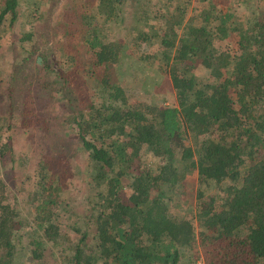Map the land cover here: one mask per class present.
<instances>
[{
	"label": "trees",
	"instance_id": "1",
	"mask_svg": "<svg viewBox=\"0 0 264 264\" xmlns=\"http://www.w3.org/2000/svg\"><path fill=\"white\" fill-rule=\"evenodd\" d=\"M126 1L84 0L76 12L67 7L54 29L64 41L49 50L32 43L33 32L19 39L48 73L56 65L52 74L68 110L62 126L75 133L86 155L87 192L83 216L63 223L62 194L74 177L71 151L35 112L28 93L20 115L33 117L46 147L23 213L14 179L0 178V264H15L24 240L29 264H46L47 249L61 264H193L199 254L205 264H264V18L239 24L234 0H200L204 6L187 17L177 2L159 17L155 33L137 35L138 41H160V70L176 106L132 107L113 68L121 45L105 33ZM18 14L19 0H2L0 32L12 29ZM229 39L233 48H222ZM200 68L211 83L198 81ZM91 78L99 105L87 96ZM190 137L204 139L191 147ZM145 151L158 161L155 171L141 162ZM10 153L5 143L0 159ZM192 171L200 184L223 192L219 210L210 196L195 213L177 211L167 193L188 189ZM69 230L79 237L73 246Z\"/></svg>",
	"mask_w": 264,
	"mask_h": 264
},
{
	"label": "rangeland",
	"instance_id": "2",
	"mask_svg": "<svg viewBox=\"0 0 264 264\" xmlns=\"http://www.w3.org/2000/svg\"><path fill=\"white\" fill-rule=\"evenodd\" d=\"M84 0H19L18 19L12 29L0 32V148L8 143L11 153L5 159H0V178L6 180L13 178V189L17 202V209L23 213V205L28 194L33 190L37 163L45 151V140L34 124L33 117L29 115L23 119L20 115L22 102L29 93L33 100V109L40 113L55 127V134L62 137V144L71 151L69 162L74 174L69 186L62 194L67 212L61 214L63 223H76L83 216L85 208L83 198L87 192L84 179L88 177L86 169V155L78 146L73 131L62 126V121L68 113L67 104L62 93L59 92L58 80L52 74L56 70L53 65L52 72H47L35 55L22 51L29 49V44L19 42L23 34L33 32L32 43L42 49V44L49 50L53 44L61 39L54 29L58 16L67 7L76 12ZM187 8V17L198 13L204 6L200 0H127L122 7L120 18L107 26L105 31L110 39L118 40L121 49L113 65L119 80V86L125 92L128 104L132 107L166 108L175 107L176 100L169 77L160 70L161 45L158 39L150 38L147 42L137 40V35L155 33V25L159 17L172 10L176 3ZM232 12L239 24H244L251 16L264 18V0H234ZM171 4V7H169ZM2 0H0V8ZM226 7H223L225 10ZM79 11V10H78ZM136 14V16H134ZM145 14L147 18H138ZM29 20L31 22H29ZM154 27V28H153ZM43 42V43H42ZM231 39L222 45L224 49H232ZM56 52V51H55ZM57 54V53H56ZM28 59V60H27ZM61 64L66 66L61 59ZM89 64H85V68ZM88 69H90L88 67ZM91 70V69H90ZM198 81L211 83L209 71L200 68L196 71ZM12 87V103L10 102V88ZM97 83L94 78L87 82V96L95 104H100L96 92ZM203 137L188 139V145L194 147L203 140ZM12 158L14 161H11ZM141 162L149 165L155 171L159 165L156 159L143 152ZM188 189H179L168 192L172 203L178 204V212L195 213L197 207H204L208 197H215V209L219 210L223 202V192L212 183L200 184L196 172L188 173ZM129 191L126 190V193ZM198 192L202 198L198 199ZM76 214V215H75ZM75 215V216H74ZM70 216V217H68ZM198 231V222L193 220ZM70 243L73 246L78 241L72 230L68 231ZM26 241L17 246L18 254L15 264H29L30 260L25 250ZM88 253V248H82ZM51 249L45 251L46 264H61L59 254L51 257ZM71 254V252H67Z\"/></svg>",
	"mask_w": 264,
	"mask_h": 264
},
{
	"label": "built area",
	"instance_id": "3",
	"mask_svg": "<svg viewBox=\"0 0 264 264\" xmlns=\"http://www.w3.org/2000/svg\"><path fill=\"white\" fill-rule=\"evenodd\" d=\"M193 264H205L203 258L201 257V254L196 255V258Z\"/></svg>",
	"mask_w": 264,
	"mask_h": 264
}]
</instances>
